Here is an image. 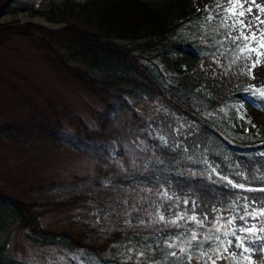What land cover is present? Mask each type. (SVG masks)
<instances>
[{"label":"rangeland","instance_id":"rangeland-1","mask_svg":"<svg viewBox=\"0 0 264 264\" xmlns=\"http://www.w3.org/2000/svg\"><path fill=\"white\" fill-rule=\"evenodd\" d=\"M64 1L24 0L23 6L26 7L0 15V26L24 23L33 15L30 7H35L43 10L39 14V19L43 20H38L37 24L59 28L62 24L50 22L45 17L51 6ZM71 1L77 4L83 0ZM150 1L166 9L170 22L180 18L187 20L184 32L192 34L198 28L199 33H205V37H219L220 40L225 35L223 30H217L219 17L216 5L218 2L226 5L227 0H190L189 9H183L182 0ZM242 2L247 8L251 0ZM14 4L18 7L19 3L16 1ZM255 4L264 6V0H255ZM205 6L216 17L212 22L205 19L208 14ZM256 14L258 10L253 6L251 15ZM251 15L246 13L249 19ZM261 18L264 19V16ZM36 36L39 38V35ZM230 47L229 41L221 50L226 53ZM224 62L221 52L204 56L186 52L184 64L197 67L201 63L213 76L193 95L220 96L221 84L218 80L227 77L223 73ZM161 65L160 68L155 64L151 66L170 78V67ZM89 71L99 79L93 84V89L53 66L32 42L17 35L0 40V127L4 129L3 138L13 139L12 144L6 143L3 148L0 146V191L23 203L49 204L36 208L43 227L60 232L68 226L77 231L82 228L86 233V243H97L104 230H120L128 235L140 228L153 231L159 239L178 243L177 237L184 240L188 237V230L196 228L195 223L188 220L192 215L205 225L196 228L199 235L206 232L214 236L217 233L209 232V228H212L217 216L226 218L230 215L233 201L243 204V198L248 197L249 203L253 198L258 203H264V192L232 188L220 178L223 176L245 187H264V97H252L250 91L244 90L234 95L231 108H222L231 114L232 108H238L244 117L242 120L232 118L228 126L233 136L231 145L247 150L241 153L227 149L202 118L188 114L167 92L164 91V97L156 103L150 100L148 94H140L139 99L143 100L140 104L131 86L108 84L112 69L92 67ZM252 72L255 78L250 86H264V63L257 65ZM112 103L116 111L113 119L118 130L114 132L109 154L117 158L120 171H114L107 162L100 161L93 154V150L107 145V138L81 140L74 133L75 125L72 123L76 116H80L94 124L97 122L96 115L101 112L103 125L105 110ZM257 105L261 107L258 109ZM41 119L51 120L49 129L58 138L55 143H48L45 151L27 135ZM6 126L9 127L7 132ZM236 129L245 130L247 136H240ZM147 133L159 141V153L149 158L148 167H135L136 154L132 151L126 156L127 145ZM248 135L260 139L251 143L254 137ZM99 150L103 156L106 155L104 148ZM181 163L196 172H205L212 179L185 173L184 166L175 167ZM75 197L88 201L84 213L73 211L71 214L66 206H60ZM178 214L184 215V219L178 221L179 226L170 224L169 221L175 220ZM161 215L163 221L159 220ZM250 223L264 226L260 221ZM130 244L129 240L121 241L115 245V250L123 257L130 256ZM233 250L234 247L229 249ZM0 253L4 261L13 264H104L83 249L71 251L64 246L38 245L28 237V231L20 222L1 206ZM178 255L182 253L178 252ZM192 259L199 261L196 257ZM251 260L253 264H264V255L256 251ZM221 262L227 263L228 260H217V263Z\"/></svg>","mask_w":264,"mask_h":264},{"label":"trees","instance_id":"trees-1","mask_svg":"<svg viewBox=\"0 0 264 264\" xmlns=\"http://www.w3.org/2000/svg\"><path fill=\"white\" fill-rule=\"evenodd\" d=\"M16 1L19 3L18 7L14 4ZM182 3L184 4L183 9L190 8V0H182ZM23 5L24 0H0V15L8 10L26 7ZM30 12L41 14L43 10L30 7ZM46 18L62 26L51 29L33 23L2 25L0 26V40L17 35L21 39L32 42L53 66L66 71L84 85L90 86L89 89H93L96 80L99 81L89 71V68L102 69L106 66L113 71L110 75L111 81H107L108 84H116L118 87L131 86L136 91V99L140 98V94H148L151 101L160 102L165 91L188 114L202 118L227 149L241 153L247 151L246 148L243 149L230 143V139H233L230 134L232 131L228 129L230 121L232 118L242 120L240 118L242 114L238 108H232V114L227 112L226 108L227 106L232 107L231 100L235 94L244 90L251 91L250 82L253 78L247 74L241 64H235L229 68L230 54L225 53L223 56L226 66L223 68V73L227 77L218 80L221 84L220 96L208 97L200 93L193 95L213 76L208 74L201 63L197 67L184 64L186 52L199 56L223 53L221 47L217 45L219 38L205 37V33H199L198 28L192 34L184 32L187 20L180 18L170 22V15L166 9L150 0H83L77 4L71 0H65L51 6ZM77 20L81 22L78 23ZM36 35H39V38ZM162 63L170 67V78L163 72L152 69V64L160 68ZM251 75L254 76L253 72ZM138 101L140 104L143 103L142 99ZM224 106L226 108L222 110ZM127 109L131 110V107L127 106ZM105 111L103 125L101 112L100 115H96L97 122L94 124L76 116L72 120L75 125L74 133L80 136L81 140H87L90 137H106L107 145L93 150V154L100 161L107 162L114 171H120L121 165L117 158L109 154L110 145H113L114 132L118 130L113 119L116 113L113 103L108 104ZM51 125L50 119H41L27 132V135L37 141L36 145L45 148L43 151L47 150L48 143H55L58 139L49 129ZM10 126L13 124L10 123ZM214 129H217L219 134H216ZM7 130H9L8 126H6V132ZM2 131L4 129L0 127V146L3 148L6 143L12 144L13 139L3 138ZM236 131L240 136H247L245 130L236 129ZM259 139L260 137H254L251 143ZM158 144L159 141L152 134L147 133L136 142L127 145L126 156L133 151L136 154L134 156L135 167H148L149 158L159 153ZM80 147L82 148V145ZM100 148H104L106 150L104 155L108 153L109 156H103ZM110 155L111 158H108ZM183 166L185 173L205 175L212 179L205 172H196L182 163L175 167ZM87 202L86 198L75 197L69 202H62L60 206H66L71 214L73 211L79 214L84 213ZM41 205L48 206L49 204L23 203L18 198L0 191V206L20 222V225L28 231V237L38 245L64 246L71 251L83 249L104 264H160L162 261L172 260V257L167 255L169 251L175 250L167 247L171 242L157 238L153 231L147 229H136L128 235H124L120 230L114 232L104 230L99 235L97 243H86V233L82 228L77 231L73 228L71 230L68 226L60 232L53 228L43 227L39 222V212L36 209ZM203 234L206 232H200L201 239ZM124 240L126 242L129 240L131 243V250L129 249L131 254L127 257H123L115 250V245ZM140 253H143V256ZM183 255L182 253L178 257ZM0 264L13 263L8 260L4 261L0 257ZM191 264H202V262H194L192 259ZM217 264H229V261Z\"/></svg>","mask_w":264,"mask_h":264},{"label":"snow or ice","instance_id":"snow-or-ice-1","mask_svg":"<svg viewBox=\"0 0 264 264\" xmlns=\"http://www.w3.org/2000/svg\"><path fill=\"white\" fill-rule=\"evenodd\" d=\"M253 6L258 10L256 15H251ZM205 11L208 13L205 17L208 22L216 19L207 6ZM216 12L219 17L217 30H223L225 33L223 38L217 41V45L223 47L224 43L229 41L232 45L226 50V53L230 54L229 68L232 65L241 64L247 74L254 79L255 77L251 75L252 70L264 63V27H261L264 25V19L261 18L264 16V6L255 4V0H251L249 6L245 8L242 0H227L226 5L217 3ZM246 13L251 15L250 19ZM249 95L264 97V86H252ZM260 107L261 105H257L258 109ZM240 118L244 119L243 116ZM220 178L226 180L232 188L264 192V187L259 189L245 187L244 184L234 183L223 176ZM230 207V215L226 218L217 216L212 228H209V232L214 231L217 235L203 234L202 239L196 228H203L205 226L203 221L198 220L195 215L188 217L190 222L195 223L196 228L188 230L187 239L182 240L181 237H177L179 243H168L167 247L170 250L175 249L167 253L172 260L162 261L160 264H191L193 256L202 264H217V260L220 259L228 260L229 264H253L251 256L256 251L264 255V226L258 227L256 223H250V221H260L264 225V203H258L254 198L249 203V198L244 197L243 204L233 201ZM182 219L184 215L178 214L177 218L169 223L179 226L178 221ZM159 220L163 221L164 217L159 216ZM237 220L240 221L239 224L236 223ZM233 247L235 250L229 251ZM178 252L184 255L178 257ZM140 255L143 256V253Z\"/></svg>","mask_w":264,"mask_h":264},{"label":"bare ground","instance_id":"bare-ground-1","mask_svg":"<svg viewBox=\"0 0 264 264\" xmlns=\"http://www.w3.org/2000/svg\"><path fill=\"white\" fill-rule=\"evenodd\" d=\"M42 19H40V21H41Z\"/></svg>","mask_w":264,"mask_h":264}]
</instances>
